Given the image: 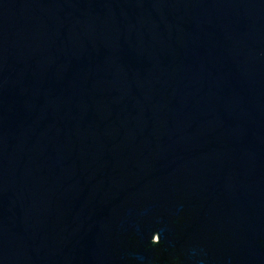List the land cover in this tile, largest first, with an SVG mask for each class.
<instances>
[{
    "label": "water",
    "instance_id": "water-1",
    "mask_svg": "<svg viewBox=\"0 0 264 264\" xmlns=\"http://www.w3.org/2000/svg\"><path fill=\"white\" fill-rule=\"evenodd\" d=\"M0 264H264V0H0Z\"/></svg>",
    "mask_w": 264,
    "mask_h": 264
}]
</instances>
